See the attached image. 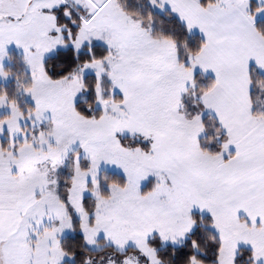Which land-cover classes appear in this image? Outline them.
I'll return each instance as SVG.
<instances>
[{
    "label": "snow or ice",
    "instance_id": "1",
    "mask_svg": "<svg viewBox=\"0 0 264 264\" xmlns=\"http://www.w3.org/2000/svg\"><path fill=\"white\" fill-rule=\"evenodd\" d=\"M0 264H264V0H0Z\"/></svg>",
    "mask_w": 264,
    "mask_h": 264
}]
</instances>
